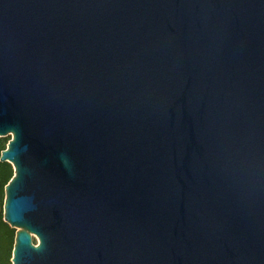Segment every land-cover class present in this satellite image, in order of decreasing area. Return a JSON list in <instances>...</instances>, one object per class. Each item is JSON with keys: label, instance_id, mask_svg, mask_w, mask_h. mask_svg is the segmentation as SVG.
Returning <instances> with one entry per match:
<instances>
[{"label": "water", "instance_id": "obj_1", "mask_svg": "<svg viewBox=\"0 0 264 264\" xmlns=\"http://www.w3.org/2000/svg\"><path fill=\"white\" fill-rule=\"evenodd\" d=\"M7 137L13 264H264V0H0Z\"/></svg>", "mask_w": 264, "mask_h": 264}, {"label": "trees", "instance_id": "obj_2", "mask_svg": "<svg viewBox=\"0 0 264 264\" xmlns=\"http://www.w3.org/2000/svg\"><path fill=\"white\" fill-rule=\"evenodd\" d=\"M11 137L0 138V159L7 149ZM14 177V169L9 163L0 161V201L4 199L5 188ZM0 214V264H11L13 248L16 238V230L10 228ZM36 241H34L35 243Z\"/></svg>", "mask_w": 264, "mask_h": 264}, {"label": "rangeland", "instance_id": "obj_3", "mask_svg": "<svg viewBox=\"0 0 264 264\" xmlns=\"http://www.w3.org/2000/svg\"><path fill=\"white\" fill-rule=\"evenodd\" d=\"M5 195H4V199L2 201H0V214H2V217H4V205H5ZM4 222V219H3ZM35 244L37 245V242H35ZM11 264L12 263V259H11Z\"/></svg>", "mask_w": 264, "mask_h": 264}]
</instances>
